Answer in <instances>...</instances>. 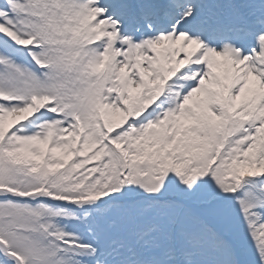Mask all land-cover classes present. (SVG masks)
Returning a JSON list of instances; mask_svg holds the SVG:
<instances>
[{"label": "snow or ice", "instance_id": "snow-or-ice-1", "mask_svg": "<svg viewBox=\"0 0 264 264\" xmlns=\"http://www.w3.org/2000/svg\"><path fill=\"white\" fill-rule=\"evenodd\" d=\"M0 264H264V0H0Z\"/></svg>", "mask_w": 264, "mask_h": 264}]
</instances>
